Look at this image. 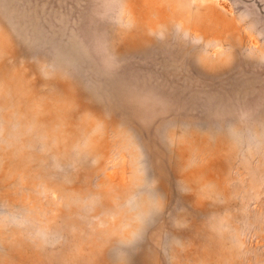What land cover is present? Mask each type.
<instances>
[{"label":"rangeland","instance_id":"1","mask_svg":"<svg viewBox=\"0 0 264 264\" xmlns=\"http://www.w3.org/2000/svg\"><path fill=\"white\" fill-rule=\"evenodd\" d=\"M0 264H264V0H0Z\"/></svg>","mask_w":264,"mask_h":264}]
</instances>
